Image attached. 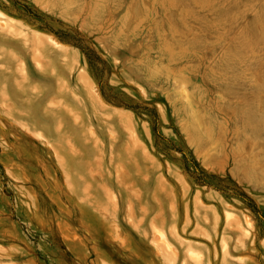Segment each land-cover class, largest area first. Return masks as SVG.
<instances>
[{
  "label": "rangeland",
  "instance_id": "1",
  "mask_svg": "<svg viewBox=\"0 0 264 264\" xmlns=\"http://www.w3.org/2000/svg\"><path fill=\"white\" fill-rule=\"evenodd\" d=\"M0 264H264V0H0Z\"/></svg>",
  "mask_w": 264,
  "mask_h": 264
},
{
  "label": "bare ground",
  "instance_id": "2",
  "mask_svg": "<svg viewBox=\"0 0 264 264\" xmlns=\"http://www.w3.org/2000/svg\"><path fill=\"white\" fill-rule=\"evenodd\" d=\"M2 22V21H1ZM36 32V31H35ZM39 36H42V37H45L43 34L42 35H39ZM49 40H51L55 45H57V47H58V49H60L61 51L63 50H65V49H68L67 47H66V45L64 44V43H62L61 41H59L57 38H55V37H53L52 35H48V37H47ZM27 39H29L28 37H27ZM41 42H43V41H41ZM41 42L39 43L40 44V46H42V44H41ZM51 44V43H50ZM50 44H49V46H50ZM43 46H44V44H43ZM48 49V48H47ZM46 49V50H47ZM49 49H50V47H49ZM57 49V48H56ZM55 49V50H56ZM57 49V50H58ZM50 50H52V49H50ZM49 50V51H50ZM48 51V50H47ZM52 51H54V50H52ZM62 51V52H63ZM66 51V50H65ZM48 53H50V52H48ZM56 53V52H55ZM57 54H58V52H57ZM61 54V53H60ZM54 55V54H53ZM62 55V54H61ZM25 56L26 55H24V56H20L19 55V58H15L16 60H23L24 58H25ZM60 56V55H59ZM58 58V57H57ZM28 62V61H27ZM38 64V63H37ZM44 64V63H43ZM39 66L41 65L40 64V62H39V64H38ZM45 65V64H44ZM44 67V66H43ZM47 67V66H46ZM48 68V67H47ZM44 69V68H43ZM52 71H53V69H52ZM56 72H57V70H56ZM60 77V76H59ZM25 79H27V81L28 82H30V80H31V76H29V75H26L25 76V78L23 79V83H24V80ZM81 88V87H80ZM60 89V88H59ZM84 90V89H83ZM41 91V90H40ZM39 91V94H38V96H37V98H32L31 96H30V93H28V94H26V95H24V94H21L20 95V97H22V96H24L25 98H22V99H20V101H21V103L24 105H26V107H27V110L28 109H30L31 107H32V103H33V101L35 102V105L36 104H38V109H40V111H42L43 113H48V111H49V113L50 114H53V115H55V116H57L58 117V114H60V121H61V117H62V124L61 125H63L64 127H68V128H70L71 129V132L72 131H77V128H78V126H80V125H78V124H76V123H74L73 121H71L68 117H67V114H66V111L63 109V108H61V107H57V106H53V104H52V99H51V95L52 94H54V93H56L57 92V90H55L54 91V89H52V87L50 88V86L49 85H45V89H42V91L40 92ZM59 91V90H58ZM85 91V90H84ZM96 94H97V96H98V98H99V101L101 100V97H100V95L96 92ZM103 108H105V109H110V107H107V106H102ZM35 108H37L36 106H35ZM102 108V109H103ZM114 110H116V109H114ZM114 110H112V112L114 111ZM103 111V110H102ZM117 112H118V110H116ZM115 111V112H116ZM31 112V111H30ZM115 112H113V113H115ZM116 112V113H117ZM120 112V111H119ZM106 114L108 113V111L106 110V112H105ZM104 113V114H105ZM28 114H31V113H29L28 112ZM108 114H110V113H108ZM52 115V116H53ZM111 115H112V113H111ZM120 115V114H119ZM30 116V115H29ZM33 116V115H32ZM47 117V116H46ZM49 118H50V116H48ZM58 117V118H59ZM119 117V119L118 120H122L120 117H124V116H118ZM57 118V119H58ZM114 118V117H113ZM33 118H31V120H32ZM126 119V118H125ZM34 120V122L36 121V119L34 118L33 119ZM33 122V123H34ZM58 122V120H56V123ZM43 123H45V122H43ZM61 123V122H60ZM36 124V123H35ZM46 124V123H45ZM38 126V125H37ZM40 126V125H39ZM38 126V127H39ZM55 126H56V124H55ZM44 127H46L45 129H47L48 128V126H44ZM43 127V128H44ZM60 127V126H59ZM57 129V126L56 127H54V129ZM61 128V127H60ZM60 128H59V131H60ZM63 128V127H62ZM53 129V128H52ZM82 129V128H81ZM48 131H49V129H48ZM58 131V130H57ZM79 131V130H78ZM77 131V132H78ZM81 131V130H80ZM64 132V131H63ZM76 134V133H75ZM77 135V134H76ZM76 138V137H75ZM81 140H82V138H81Z\"/></svg>",
  "mask_w": 264,
  "mask_h": 264
}]
</instances>
